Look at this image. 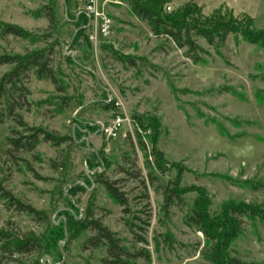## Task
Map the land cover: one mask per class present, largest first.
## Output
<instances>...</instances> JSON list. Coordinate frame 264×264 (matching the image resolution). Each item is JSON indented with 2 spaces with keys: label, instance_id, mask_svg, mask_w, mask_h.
Instances as JSON below:
<instances>
[{
  "label": "rangeland",
  "instance_id": "374dc122",
  "mask_svg": "<svg viewBox=\"0 0 264 264\" xmlns=\"http://www.w3.org/2000/svg\"><path fill=\"white\" fill-rule=\"evenodd\" d=\"M137 1L173 23L247 24L255 40L239 32L211 47L196 37L195 62L188 48L156 36L126 0H100L108 35L88 15L89 0H0V57L52 51L64 91L34 72L26 82L32 106L20 112L24 123L53 143L41 138L33 153L11 158V131L22 130L10 119L0 124V186L40 214L9 209L0 193L6 247L40 244L12 259L0 244V264H102L105 249H84L91 219L148 253L136 264H212L193 211L218 232L220 264L226 256L264 264V0ZM8 27L22 36L5 33ZM11 69L0 66V79ZM119 115L126 126L105 136L101 125ZM168 187L182 202L166 207ZM242 206L260 217L233 215Z\"/></svg>",
  "mask_w": 264,
  "mask_h": 264
},
{
  "label": "trees",
  "instance_id": "16d2710c",
  "mask_svg": "<svg viewBox=\"0 0 264 264\" xmlns=\"http://www.w3.org/2000/svg\"><path fill=\"white\" fill-rule=\"evenodd\" d=\"M126 1L132 7L133 13L147 22L156 36H166L179 48H188L189 55L195 62L200 61L195 55V53L200 50L196 44V37L204 39L211 47L225 45L231 35H237L239 32H242L246 40H255V35H253L250 26L247 24L244 26L245 28L242 29L239 27L238 22L233 21H216L208 25L185 23V21L173 23L172 21L162 19L157 12L144 7L137 0ZM5 33L17 37L22 36V34L13 27L6 28ZM2 65L10 66L12 69L0 79V124L10 119L16 123L17 128L22 130L17 131L13 129L11 131V136L8 140L10 148L5 153L7 156L16 159V156L19 154L33 153L41 143V138L44 142H54L53 137L44 130H36L35 128L28 127L24 123L23 116L20 113L25 110V108L29 110L32 106L30 101L31 93L26 86L29 75L34 72L38 79L49 80L58 88L59 92L64 91L59 87L60 81L53 68L52 51L48 53H39L28 59L20 56H3L0 57V66ZM140 144L144 146L142 141H140ZM103 185L110 197L115 200L117 204L122 207L127 206L124 195L116 186L108 182H104ZM0 193L4 200H6L9 209H14L17 212L35 217L40 216L36 209L21 202L1 186ZM181 197L178 191L170 190L168 187L165 189L166 207L176 204V201L182 202ZM234 214L251 219L260 217L250 206H242L238 210H234L233 215ZM86 222V230L91 232L92 236L87 240L84 249L86 251L105 249L106 257L102 260V264H136L138 259L149 260L150 256L146 251L138 252L129 249L115 233L110 231L99 220L91 219ZM190 222L205 234L207 241L210 243V246H212L207 253L209 261L212 264H220L219 262L222 260L223 256L221 255L220 247L214 243L218 238V232H216V230L214 231L213 227L205 222L202 214L199 212L193 211ZM236 237V234H234V238ZM6 240L7 237H5L3 233H0V244L5 243L2 253L4 256H8L9 259H12L15 255H31L40 250V244L33 239H27L22 243H11L9 249L6 247V244H8ZM137 243L140 245L146 244L144 239L139 237L137 238ZM214 245L215 247H213ZM225 262L226 263L221 264H247L231 256H226Z\"/></svg>",
  "mask_w": 264,
  "mask_h": 264
},
{
  "label": "built area",
  "instance_id": "2783aa9c",
  "mask_svg": "<svg viewBox=\"0 0 264 264\" xmlns=\"http://www.w3.org/2000/svg\"><path fill=\"white\" fill-rule=\"evenodd\" d=\"M100 0H89L87 4V13L89 16L94 18L95 20H101L103 22V32L105 35H108L110 32V20L108 17L100 11ZM127 119L123 115H119L113 119V121L108 124H102L101 130L102 133L109 137V138H115L117 137L121 130L126 126ZM199 235H202L201 232L198 233Z\"/></svg>",
  "mask_w": 264,
  "mask_h": 264
}]
</instances>
